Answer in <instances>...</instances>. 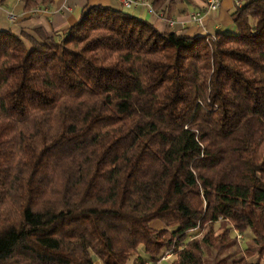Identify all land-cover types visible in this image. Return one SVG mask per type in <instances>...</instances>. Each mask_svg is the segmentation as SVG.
<instances>
[{
	"label": "trees",
	"instance_id": "16d2710c",
	"mask_svg": "<svg viewBox=\"0 0 264 264\" xmlns=\"http://www.w3.org/2000/svg\"><path fill=\"white\" fill-rule=\"evenodd\" d=\"M232 23L94 6L61 38L0 31V264H261L264 0Z\"/></svg>",
	"mask_w": 264,
	"mask_h": 264
},
{
	"label": "crops",
	"instance_id": "0c3cea01",
	"mask_svg": "<svg viewBox=\"0 0 264 264\" xmlns=\"http://www.w3.org/2000/svg\"><path fill=\"white\" fill-rule=\"evenodd\" d=\"M142 1L152 5L155 0ZM248 1L220 0V8L217 11L207 12L204 0H165L159 8H153L156 15H152L148 13L145 5L126 8L121 0H52L51 4L47 6L36 7L39 10L38 12H33L36 8L25 11L23 0H0V31L9 30L13 34L21 36L23 33L34 34L36 30H42L48 37L61 38L89 8L101 6L143 19L160 32H175L186 37L197 38L214 35L218 32H234L232 14L236 8L241 7ZM8 12L17 15L16 24L9 25L6 18ZM193 13L200 14L202 18L201 26L190 21V16ZM167 19L183 22V26L179 25L175 29L169 30L166 25ZM243 236V242L246 241L245 244H248L252 239L251 235H248L247 238ZM173 260L174 258L171 257L162 264H171ZM94 264H101V262L98 261Z\"/></svg>",
	"mask_w": 264,
	"mask_h": 264
},
{
	"label": "built area",
	"instance_id": "2783aa9c",
	"mask_svg": "<svg viewBox=\"0 0 264 264\" xmlns=\"http://www.w3.org/2000/svg\"><path fill=\"white\" fill-rule=\"evenodd\" d=\"M204 2H205V7H206L207 12H215L220 8V0H204ZM121 3L126 8H133V7H136L139 5H145L148 9L149 14L156 15V12L153 9L152 5L149 3H145L142 0H121ZM238 5H239V3H238ZM0 9H1V4H0ZM38 11H39L38 8L33 10V12H38ZM6 18H7L9 25L16 24V22L18 20L17 15L13 12H8L6 14ZM190 21L201 26L202 18H201L199 13H193L190 16ZM166 25H167V28L169 30H173V29H175L176 26H179V25L183 26V22H178V21L173 20V19H167ZM235 237H236L237 241H240L242 239L241 235L237 232H235ZM171 257H173V251L169 250L157 262L147 263V264H162L163 262H166Z\"/></svg>",
	"mask_w": 264,
	"mask_h": 264
},
{
	"label": "rangeland",
	"instance_id": "374dc122",
	"mask_svg": "<svg viewBox=\"0 0 264 264\" xmlns=\"http://www.w3.org/2000/svg\"><path fill=\"white\" fill-rule=\"evenodd\" d=\"M157 224V225H156ZM152 226L154 227V228H156V229H161L162 228V225L160 224V223H158V222H156L155 223V225H154V223L152 224ZM198 233V231H194V232H191V233H189V235H188V239L190 238V237H192V236H194V235H196ZM241 235V237L243 236L244 238H247L248 237V235L250 236L251 235V232L250 231H246V232H244V233H241L240 234ZM243 238L240 240V242H238V249L236 250V249H231L228 253L229 254H231V255H234L235 256V258H238V257H240V254L242 253V251L244 250V247L247 245V244H245L246 243V241H244L243 243ZM240 243L242 244L241 246H240ZM241 249H243V250H241ZM167 252V251H166ZM165 252V253H166ZM164 253V254H165ZM163 254V255H164ZM173 258H174V256H173ZM169 260V259H168ZM99 260L98 259H94V263L95 262H98ZM207 261H208V263H210L211 262V258H207ZM250 261L251 262H255L256 261V259L255 258H252V259H250ZM133 263V258H131L128 262H127V264H132ZM260 263L261 264H264V258L260 261Z\"/></svg>",
	"mask_w": 264,
	"mask_h": 264
}]
</instances>
